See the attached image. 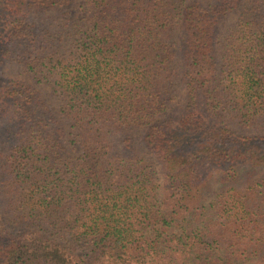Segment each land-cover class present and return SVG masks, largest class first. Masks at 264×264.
Listing matches in <instances>:
<instances>
[{
	"label": "trees",
	"instance_id": "trees-1",
	"mask_svg": "<svg viewBox=\"0 0 264 264\" xmlns=\"http://www.w3.org/2000/svg\"><path fill=\"white\" fill-rule=\"evenodd\" d=\"M0 264H264V0H0Z\"/></svg>",
	"mask_w": 264,
	"mask_h": 264
},
{
	"label": "rangeland",
	"instance_id": "rangeland-1",
	"mask_svg": "<svg viewBox=\"0 0 264 264\" xmlns=\"http://www.w3.org/2000/svg\"><path fill=\"white\" fill-rule=\"evenodd\" d=\"M79 3H81V0H79ZM77 8H78V4L76 3L74 5V7L72 8V10H70V12H69V18H75L76 17ZM59 18H60V15L57 14L55 11L44 14L40 17L41 21H43L44 23L54 22L55 24H56V22H58L57 19H59ZM19 70L20 69L15 64H8L5 67V72H6L7 76L16 77V78L25 80L26 79L25 76L22 75V73L19 72ZM40 91L45 92V90L42 88L40 89ZM45 94L47 95L48 101L50 102V95H48V92H45ZM52 100L54 102H56L55 99L52 98ZM52 105H53V102H52ZM53 110L57 111L56 103H55V106H53ZM64 125H65V127H68L69 124L64 122Z\"/></svg>",
	"mask_w": 264,
	"mask_h": 264
}]
</instances>
